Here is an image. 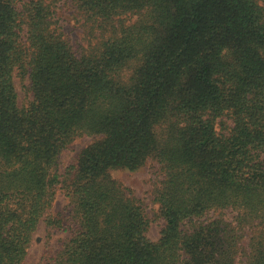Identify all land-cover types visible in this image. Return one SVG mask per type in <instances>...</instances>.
Wrapping results in <instances>:
<instances>
[{
	"label": "trees",
	"instance_id": "16d2710c",
	"mask_svg": "<svg viewBox=\"0 0 264 264\" xmlns=\"http://www.w3.org/2000/svg\"><path fill=\"white\" fill-rule=\"evenodd\" d=\"M59 1L0 0V264L24 263L41 221L40 264H264V0H67L79 48ZM150 161L157 240L113 175Z\"/></svg>",
	"mask_w": 264,
	"mask_h": 264
},
{
	"label": "rangeland",
	"instance_id": "374dc122",
	"mask_svg": "<svg viewBox=\"0 0 264 264\" xmlns=\"http://www.w3.org/2000/svg\"><path fill=\"white\" fill-rule=\"evenodd\" d=\"M27 1V0H21ZM57 18L63 31L67 35L71 43L79 48V45L85 44L86 32L81 25L80 16L73 8L72 4L67 0H60L57 9ZM15 86L18 92L19 104L26 102L24 86L27 80H21L18 76L14 78ZM91 142V137L82 136L76 138L65 150H63L59 157L58 170L64 172L66 167L73 162L81 149ZM113 175L120 179L126 186L130 187L135 196L138 197L142 203L146 216L148 218L147 235L152 240H157L160 236V231L164 226V220L159 215L158 203L154 200L153 190L160 181V170L158 165L150 161L144 167L135 170H124L117 168L113 170ZM68 207V198L62 188L57 190V194L51 206V213L58 216ZM232 213L227 216L231 217ZM68 235L65 231L51 230L48 239V250L51 254L56 253L61 246L62 240ZM46 229L43 221L39 222L33 239L27 250V254L23 264H40L41 257L44 252L46 242Z\"/></svg>",
	"mask_w": 264,
	"mask_h": 264
}]
</instances>
